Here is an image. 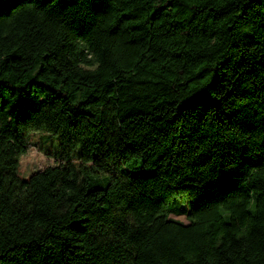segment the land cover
I'll list each match as a JSON object with an SVG mask.
<instances>
[{"label":"trees","instance_id":"trees-1","mask_svg":"<svg viewBox=\"0 0 264 264\" xmlns=\"http://www.w3.org/2000/svg\"><path fill=\"white\" fill-rule=\"evenodd\" d=\"M0 264H264V0H0Z\"/></svg>","mask_w":264,"mask_h":264},{"label":"rangeland","instance_id":"rangeland-1","mask_svg":"<svg viewBox=\"0 0 264 264\" xmlns=\"http://www.w3.org/2000/svg\"><path fill=\"white\" fill-rule=\"evenodd\" d=\"M60 149V140L51 137L47 133H32L28 153L20 158L19 175L23 180L29 179L34 173L45 170L48 167L58 166L62 163L57 157ZM186 225L190 222L185 216H171Z\"/></svg>","mask_w":264,"mask_h":264}]
</instances>
